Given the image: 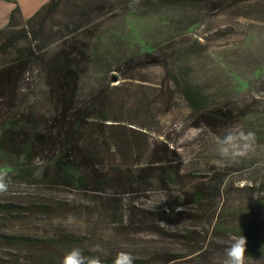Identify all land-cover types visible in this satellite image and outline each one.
<instances>
[{"label": "rangeland", "instance_id": "obj_1", "mask_svg": "<svg viewBox=\"0 0 264 264\" xmlns=\"http://www.w3.org/2000/svg\"><path fill=\"white\" fill-rule=\"evenodd\" d=\"M99 4H115V0H63L46 22V33ZM116 8L112 14L94 12L84 21L90 17L101 29H112L133 45L139 38L163 42V46L182 42L186 53L155 51L157 57L143 56L139 64L126 68L118 69L114 62L102 72L100 67L92 68L82 94L96 100L99 108L98 130L111 147L102 153V167L114 182L84 191L11 183L0 194L1 200L50 202L58 209L48 216L13 218L0 224V230L33 237L83 234L90 238L83 248L85 255L116 256L126 251L153 258L157 264H220L230 238L243 235L246 264H263L264 199L243 188L254 179L255 168H264V144L258 141L259 131L264 130V0H236L223 9L209 7L198 14L193 29H182L185 20L178 36L172 29L173 9L122 16ZM176 14L182 15L180 10ZM125 50L118 51L124 54ZM190 60L194 64L191 78L212 94L218 95L220 87L229 88L212 98L210 105L222 110L233 107L237 118L205 121L189 111L170 70L171 63L185 65ZM233 129L255 134L253 151L237 161L222 159L216 150V140ZM161 159L178 169L180 187L165 190L157 169L146 170L159 166ZM250 163L249 170L241 171ZM141 179L151 181L154 189L140 185L136 189ZM220 182L221 187L214 188ZM207 186L218 190L213 200L205 197L203 203L196 202L188 195L194 187ZM143 208L158 215L147 214ZM31 249L16 250L21 264L33 263L36 252ZM4 252L8 258L10 253Z\"/></svg>", "mask_w": 264, "mask_h": 264}, {"label": "trees", "instance_id": "obj_2", "mask_svg": "<svg viewBox=\"0 0 264 264\" xmlns=\"http://www.w3.org/2000/svg\"><path fill=\"white\" fill-rule=\"evenodd\" d=\"M234 1L115 0V4L93 5L94 8L92 6L90 11L81 13L76 20L62 23L49 33L45 31V24L63 0H49L29 18L23 17L16 3L8 24L0 29V57L4 59L0 62V174H6L8 185L27 183L84 191L114 182L112 177L106 176L108 173L102 167V153L111 147L101 138L98 130L100 125L95 116L99 108L96 100L83 97L84 80L92 68L100 67L99 72H102L112 62L114 67L120 69L139 64L143 56L155 58L157 52L178 56L186 53L182 42L163 46V42L139 38L136 45L130 44L112 29L109 31L95 25L90 17L84 21L85 16L105 11L112 14L113 7H118L122 16L150 11L158 13L167 7L173 9L172 21L176 24L173 22L172 29L178 36L185 20H188L187 25L182 29L191 30L198 23L200 12L209 7L223 9ZM177 10L182 15H177ZM192 47L187 45V48ZM121 48H126L124 54L118 51ZM165 48H170V51ZM5 56L8 59L3 58ZM190 61L185 65L173 62L170 70L171 81L189 111L205 121L225 122L229 118H237L233 107L222 110L210 105L212 98L221 96L229 88L220 87L217 89L218 95L212 94L208 87L191 78L194 64ZM41 102H44V106ZM258 141L264 144V130L259 131ZM157 162L159 166L147 167L146 170L157 169V178L165 190L180 187L178 169L174 165L167 166L168 162L163 159ZM250 168L251 163L241 171ZM254 172V179L243 189L250 195H260L264 199V168H255ZM140 176L143 177V174ZM114 178L118 179L119 176L115 175ZM126 180L133 184L129 177ZM136 185V189H154L153 183L146 179L136 181ZM221 185L222 182L214 188L219 189ZM205 188L194 187L188 195L193 201L202 203L205 197L209 200L216 198L215 192L218 190L215 191L213 187L203 190ZM51 204H21L0 199V224L16 217L20 219L26 214L31 217L48 216L58 209ZM142 211L157 214L146 208ZM164 213V210H160V214ZM89 243L90 238L83 234L33 237L0 230V264H21L18 258L20 253L16 250L23 247H32L31 250L36 252L31 258L32 264H61L66 253L73 248L83 252ZM5 249L10 253L8 258L5 257ZM85 256L99 257L103 264H113L116 257ZM133 257L134 264H157L153 258Z\"/></svg>", "mask_w": 264, "mask_h": 264}, {"label": "clouds", "instance_id": "obj_3", "mask_svg": "<svg viewBox=\"0 0 264 264\" xmlns=\"http://www.w3.org/2000/svg\"><path fill=\"white\" fill-rule=\"evenodd\" d=\"M254 142V133L233 129L216 140V150L222 159L237 161L253 151ZM7 190L6 174H0V194L7 192ZM230 241L225 248L224 258L220 264H246V237L243 235L232 236ZM97 250L98 246L92 249V251ZM61 264H103V261L99 257L85 256L79 248H73L66 253ZM113 264H134V257L129 252L121 251L116 255Z\"/></svg>", "mask_w": 264, "mask_h": 264}, {"label": "crops", "instance_id": "obj_4", "mask_svg": "<svg viewBox=\"0 0 264 264\" xmlns=\"http://www.w3.org/2000/svg\"><path fill=\"white\" fill-rule=\"evenodd\" d=\"M42 2L40 0H0V29L8 24L16 3L23 17L29 18L43 5Z\"/></svg>", "mask_w": 264, "mask_h": 264}]
</instances>
